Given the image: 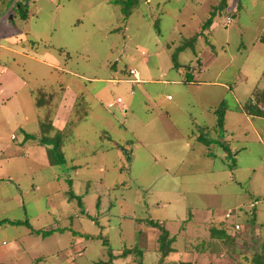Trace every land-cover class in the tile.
Segmentation results:
<instances>
[{"label":"rangeland","instance_id":"1","mask_svg":"<svg viewBox=\"0 0 264 264\" xmlns=\"http://www.w3.org/2000/svg\"><path fill=\"white\" fill-rule=\"evenodd\" d=\"M118 1L29 0L28 16L21 18L12 6L23 0H0V146L14 151L20 145L12 134L23 138V130L38 129L44 110L34 96L39 89L51 96L61 76L69 90L57 116L64 124L55 132L75 147L66 149L70 158L63 164L34 173L25 172L33 167L25 161L21 170L4 172L0 159V226L6 224L0 252L27 234L23 252L0 264L107 261L101 240L81 234H101L114 253L142 247L145 264H157L152 251L159 231L135 219L164 223L183 242L186 250L165 264L217 258L237 264V254L209 233L229 221L244 231L254 214L249 233L264 239V115L237 109L251 95L256 101L264 86V0H143L127 17ZM176 48L179 68L171 59ZM189 65L195 81L186 82ZM129 68L139 72L138 82ZM117 98L121 103L111 104ZM222 98L231 157L219 143L223 132L209 127ZM200 127L209 144L191 135ZM52 175L66 180L44 186L41 179ZM53 189L61 193L55 199L67 200L60 210L47 204ZM63 215H73L64 221L76 230L28 234L26 221L48 230L53 222L63 225ZM71 241L74 253L67 249ZM207 250L216 252L210 257ZM43 256L47 261L40 263ZM133 258L119 264H135Z\"/></svg>","mask_w":264,"mask_h":264},{"label":"trees","instance_id":"2","mask_svg":"<svg viewBox=\"0 0 264 264\" xmlns=\"http://www.w3.org/2000/svg\"><path fill=\"white\" fill-rule=\"evenodd\" d=\"M143 0H119L118 3L121 6L122 13L127 17L130 15L133 8L138 7L139 2ZM148 1V0H144ZM225 2V0H222L221 2ZM12 8H14L15 11H18L21 18H27L29 13V0H23L22 2L15 3ZM219 8V7H217ZM223 10V6L221 8ZM214 14V13H213ZM212 14V15H213ZM13 16V15H12ZM213 19V16L209 18L205 26L208 25V23ZM199 37L198 34L194 36V38L197 39ZM193 38V39H194ZM179 48H176L172 53V63L173 67L179 68V63L177 62V54H178ZM184 80L187 82L192 81L193 79V70L191 67L188 66V69L184 71ZM129 73V70H128ZM130 75V73H129ZM131 76V75H130ZM259 92V93H258ZM257 92V100L255 101L256 104H262L264 105V86L262 87V90H258ZM255 98V99H256ZM251 102H249L250 104ZM247 103V106L245 105L243 107V110L247 112L249 116L256 115L261 116L264 115V109H260L256 104H250ZM253 105V106H252ZM225 110H226V103L223 100L220 101V103L217 105V107L214 109V114L216 116V123L214 126L215 130H218L220 133L224 132V116H225ZM51 127V126H50ZM202 129V130H201ZM202 133H205L204 128L200 127V133H198L197 140L201 143L209 144L212 142L211 140L207 139L205 140ZM30 138H35V135L29 134ZM39 141L42 145L46 146V152L49 159V162L51 164H63L65 162L64 153L62 151V145L63 142L57 132H55L52 136L48 134V127L47 124L41 125V136L39 138ZM227 141L220 140L219 143L224 150L225 155L228 157L232 156V151L230 150ZM226 144V145H225ZM233 167V165H231ZM76 196L73 194V192L69 193V200L74 199ZM78 198V197H77ZM78 200H80L78 198ZM137 222H143L146 225L150 227H154L159 231V235L156 239V254L159 255L157 258V264H165L169 263L171 261V255L178 252V248L174 247L175 243L178 240V237L174 234H170V230H168L165 227V224H160L157 221H154L152 219H137ZM26 225L30 228V224L26 222ZM256 225V219L255 215L252 214L248 218V226L246 230H240L236 231L234 234H228L227 230L232 228L234 226L233 223L230 222H219L218 228L210 227V233H209V239L215 238L218 239L220 244H222L225 247L226 252H234L239 257L237 264H264V239L260 241L261 236L257 235L256 237H253L252 234H250L249 227H253ZM32 228V227H31ZM33 233L42 234V235H50L52 231H39L31 229ZM58 231L62 232L64 231V228L58 229ZM84 237L93 239V240H101L102 245L107 247L108 252V260L107 261H97L93 264H115V261L118 259H124L129 256H133L132 260L135 264H145L144 259V251L139 249L138 247H125L122 249L119 253H114L111 250V247L109 246V242L107 239L103 238L101 234L92 235V234H83ZM208 239V241H209ZM210 242V241H209ZM174 244V245H173ZM233 246H232V245ZM200 247L198 250L200 252H204L205 249L203 248V244L200 243ZM209 245V243H208ZM231 246V247H230ZM184 249V247L182 248ZM209 253V256L212 257V255L216 252V250H207ZM215 251V252H214ZM205 253V252H204ZM230 255V253H229ZM229 258V257H228ZM221 259L217 258L215 260L209 259L207 264H220ZM196 261H182L180 260L177 264H196ZM224 263L230 264V259L228 261H225Z\"/></svg>","mask_w":264,"mask_h":264},{"label":"crops","instance_id":"3","mask_svg":"<svg viewBox=\"0 0 264 264\" xmlns=\"http://www.w3.org/2000/svg\"><path fill=\"white\" fill-rule=\"evenodd\" d=\"M32 42L33 43H37V41H34V40H32ZM33 46H35V44L33 45ZM33 48V47H32ZM11 50V49H10ZM11 51H15V52H19L20 53V51H18V50H11ZM189 67H191V65H189ZM191 69H192V67H191ZM193 70V69H192ZM4 71V70H3ZM139 73V72H138ZM264 74V73H263ZM58 76H60V75H58ZM139 77H140V74H139ZM183 80H184V78H183ZM184 81H186V80H184ZM192 81H195V76H194V70H193V79H192ZM187 82V81H186ZM191 82V81H190ZM65 83V84H64ZM67 83H68V81L66 82V81H64L62 78H61V76L59 77V79H57V81H56V85H55V87H56V90H51V92H49L50 94H51V96H46L45 94H43V95H41V93H43L44 91H42L41 89H39L37 92L39 93V95H36V96H34L36 99H38L37 101L39 102V103H42L43 105L41 106L42 108H43V110H44V116H43V119L41 120V117H38L39 119H37V124H38V129L36 130V131H25V130H23V138H22V135H20V137H16L15 135H11V140H17V138H19L18 139V143H17V145H20V146H18V149H16V150H14V151H11V152H8L7 151V149H8V147H7V144L8 143H6V145L5 146H0V159H1V162H2V164L3 165H1V167H3L2 168V170H5L4 172H13L12 170H11V166H13L16 170L17 169H19V170H21L22 169V166H23V164H24V161H25V164L24 165H30V164H32L33 165V167L32 168H30L29 166H28V168H26V170H25V172L27 173V172H29V173H34L35 172V170L37 169V167H46V166H48V167H51V166H55V165H61V164H51L50 162H49V159H48V156H47V152H46V146H44V145H42L41 143H40V141H39V138H40V136H41V125L43 126L44 124H47V127H48V134L50 135V136H52L54 133H55V129H58V128H61L62 127V124H64L63 122H61L60 120H58V117L57 116H59V113L61 114V112L64 110V106H63V102H61V99L64 101L65 100V94H67V91L69 90L68 88H67ZM57 92L59 93V94H61V96H58V101L59 102H57L56 104H55V106H53V104L51 105V103L53 102V99H54V96H55V94H57ZM2 94V90H0V95ZM52 95H53V97H52ZM59 98H60V100H59ZM35 99V100H36ZM251 103H253V104H256V102L252 99V95H251ZM249 99V100H250ZM221 100H223V98L221 99ZM220 100V101H221ZM220 101L218 102V104L220 103ZM1 103V102H0ZM117 103V101L115 100L114 102H112L111 104H116ZM120 103H118L117 105H119ZM217 104V105H218ZM247 106V103H244L243 104V106L242 105H240L239 107H237V109L239 108L241 111H243L244 113H246V115H248L247 114V112L246 111H244L243 110V107L244 106ZM260 109H264V108H262L261 107V105L260 104H256ZM40 108V107H39ZM51 110H54V112L52 113V111ZM213 112H214V110H213ZM51 113H52V115H51ZM54 116V117H53ZM249 116V115H248ZM53 117V118H52ZM225 119H226V114H225ZM25 120H26V122L28 121L27 120V118L25 117ZM215 123H216V116H215ZM215 123L212 125V126H209L210 128H214V126H215ZM51 126V127H50ZM225 123H224V132L222 133V134H224V138H222L221 139V141L222 140H224V141H229L228 139H227V137H228V134H229V130H227V128H225ZM23 127V126H22ZM22 127H20V128H22ZM58 127V128H57ZM29 134H32V135H35V138H30V137H28L29 136ZM194 134V136H196V140H197V137H198V133H191V135H193ZM14 137V138H13ZM17 147V146H16ZM72 148L73 149H75V147H72V146H69L67 143H63V145H62V151H63V153H64V157L66 158V159H69L70 157L68 156V154L66 153V149L68 150H72ZM230 148V147H229ZM94 149H97V148H94ZM98 151V150H97ZM232 151V150H231ZM96 152V150H93L92 151V154L93 153H95ZM25 156H24V155ZM71 156H72V154H71ZM75 156H77V155H75ZM263 159H264V157H263ZM66 162V161H65ZM70 162V161H69ZM264 163V162H263ZM48 169H50V168H48ZM75 171H77V169L75 170ZM22 172V171H21ZM24 172V171H23ZM11 177L9 176L8 177V179H10ZM60 180V181H65L66 179H61V178H57V176L56 175H52V176H50V178H42L41 179V183L44 185V186H48V185H50V184H52L55 180ZM73 183V181H71L70 182V184H72ZM31 185H32V187L33 188H38L39 186L37 185V186H35V183H31ZM57 195H61V193H60V191L59 190H55L54 191V189L52 190V191H50L49 193H48V195H47V204H49L50 206L51 205H55V207L58 209V210H60V209H62V207L64 206V205H67V200H65L63 197H58L57 199H55V197L57 196ZM63 195V194H62ZM69 201H71V200H69ZM73 217V215H69V216H65V215H63V217H61V220H63V225H58V223H52V226L51 227H49L50 229H48V230H45V229H34V230H39V231H56V232H60V231H58V229H62V228H64V231H62V232H65V231H68L69 230V228L71 229L72 228V230H76V228H74L73 226H71V222H69V224H67L64 220L65 219H67V218H72ZM95 218V217H94ZM137 219H135V222H137L136 221ZM57 221V220H56ZM55 221V222H56ZM1 222V221H0ZM26 222H28V221H26ZM138 223V222H137ZM143 224V223H142ZM3 225H6V224H4L3 223ZM0 226V230H4L5 229V226ZM31 226V225H30ZM27 229V231H28V234L29 235H32V236H43V237H46V236H48V235H42V234H37V233H33L32 232V230L31 229H33V228H29V227H27L26 228ZM78 230V229H77ZM79 232H80V230H79ZM194 233H192V235H193ZM27 234H26V232H25V234H22V236L20 237V238H18V237H15V239H14V241L11 243L12 245H9V249H4L3 251H1L0 252V258H2V257H4V256H7V255H14V253L15 254H19V252L23 249V246H22V244L20 243V240H22V237H25ZM82 236H83V234H81ZM192 235H188V234H186L185 236H192ZM18 238V239H17ZM156 238H157V233H154V239L156 240ZM86 239H88V238H86ZM17 240V241H16ZM91 240H93V239H91ZM1 245H3V246H6L7 245V243L6 242H2L1 243ZM174 245V244H173ZM74 246H76V241H74V242H70V245L69 246H67V249H69L70 250V252H72V253H74L73 252V250H72V248H74ZM155 247H156V242H155V245H154ZM174 247H178V250H179V252H183L184 250H186V248L185 249H182L184 246H183V242L181 241V243H180V240H179V237H178V240H177V242L175 243V245H174ZM154 248V247H153ZM140 249H143L142 247H140ZM79 250L80 249H77V251L76 252H79ZM144 250V249H143ZM155 250H153L152 251V253H154V254H156V251L154 252ZM23 251H21V253H22ZM61 252H64L63 251V249L61 250ZM145 253H146V250H145ZM182 255V254H181ZM38 260H41L40 261V263H43V262H45V261H47V258H45V256H43V257H40ZM122 260H124V259H118V260H116L115 261V264L116 263H120V261H122ZM183 260V259H182ZM73 263V260H69L68 259V264H72Z\"/></svg>","mask_w":264,"mask_h":264},{"label":"built area","instance_id":"4","mask_svg":"<svg viewBox=\"0 0 264 264\" xmlns=\"http://www.w3.org/2000/svg\"><path fill=\"white\" fill-rule=\"evenodd\" d=\"M129 73H130V75H132V77H133L132 81H133V82H138V80H139V73H138V71H137L135 68H129ZM116 101H117V103H121V99H120V98H117ZM13 138H14V137H13ZM263 162H264V159H263ZM231 214H232L231 211L227 212V213L225 214V218H226V219H230V218H231ZM229 222H230V221H229ZM230 223H233L234 226H233L232 228H230V229L227 230V233H228V234L231 235V234H234L236 231L243 230V227H242V225H241L239 222L232 221V222H230ZM245 230H246V229H245Z\"/></svg>","mask_w":264,"mask_h":264},{"label":"water","instance_id":"5","mask_svg":"<svg viewBox=\"0 0 264 264\" xmlns=\"http://www.w3.org/2000/svg\"><path fill=\"white\" fill-rule=\"evenodd\" d=\"M10 17H12V16L10 15Z\"/></svg>","mask_w":264,"mask_h":264}]
</instances>
